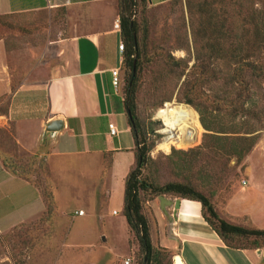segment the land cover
I'll list each match as a JSON object with an SVG mask.
<instances>
[{
	"label": "rangeland",
	"instance_id": "obj_1",
	"mask_svg": "<svg viewBox=\"0 0 264 264\" xmlns=\"http://www.w3.org/2000/svg\"><path fill=\"white\" fill-rule=\"evenodd\" d=\"M211 15L226 27L216 53L205 48L197 31L200 19ZM64 17L60 10L0 11V120L7 115L11 96L19 86L56 76L53 71L60 63L57 44L52 42L67 34ZM147 17L151 62L144 65L140 76L136 114L148 129L157 181L190 183L212 200L222 219L259 229L245 209L241 211L239 202L247 193L243 183L246 170L264 162V0H173L152 7ZM235 34L238 38H231ZM236 42L240 45L237 51L232 47ZM210 53L213 58L202 69L204 76L196 80L190 68ZM168 55L183 59L188 68L167 64ZM199 56L203 59L197 61ZM240 57L255 66L242 63L241 67ZM121 79L115 93L124 99L123 69ZM212 96L221 101L220 108L211 105ZM170 104L184 105L197 120L199 129L193 141L165 145L168 132H164L167 127L159 111ZM233 104L238 106L237 112L231 110ZM114 110L119 130L112 136L115 144L136 146L128 116L117 107ZM203 117L211 130L203 126ZM99 131L104 132V128ZM14 134L13 123L0 124V155L16 170L28 174L42 191L52 192L53 213L44 222L46 207L40 217L6 233L1 224L0 264H125L128 259L130 264H139L138 241L124 214L123 163L130 155H120L116 163L113 154L104 155L101 161L74 155L51 167L41 156L47 150V139L40 150L31 153L17 145ZM131 166H135V157ZM8 189L13 190L10 185ZM15 198L9 193L4 203L15 204ZM80 210L84 216L78 214ZM144 213L151 223L152 242L161 248L158 215L148 203ZM257 221L264 224V213L258 212ZM6 234H10L12 244L2 242ZM252 243V239H236L233 245L249 247ZM171 260L168 254L163 264Z\"/></svg>",
	"mask_w": 264,
	"mask_h": 264
},
{
	"label": "crops",
	"instance_id": "obj_2",
	"mask_svg": "<svg viewBox=\"0 0 264 264\" xmlns=\"http://www.w3.org/2000/svg\"><path fill=\"white\" fill-rule=\"evenodd\" d=\"M171 1L151 0V4L157 7ZM60 9L65 11L67 34L52 42L57 44L60 63L53 71L56 76L19 86L0 124L13 123L17 145L31 153L40 150L47 139V150L41 156L51 167L74 155L101 161L111 152L115 163L120 155H130L133 161L129 156L123 163L125 179L134 162L135 146L116 145L109 128L110 124L117 127L111 70L121 68L123 60L121 30L116 28L120 24L119 0H0L3 14ZM57 119L63 122L62 129L56 134L46 132V126ZM255 164L246 170L247 193L239 204L249 220L264 229L257 221L258 212L264 213V162ZM9 193L16 197L15 204L4 203ZM149 205L160 223L157 240L171 253L173 264L175 256L180 258L179 264H264V247L227 245L204 218L200 202L165 195ZM45 210L40 190L12 174L0 157V225L5 233L40 217Z\"/></svg>",
	"mask_w": 264,
	"mask_h": 264
},
{
	"label": "trees",
	"instance_id": "obj_3",
	"mask_svg": "<svg viewBox=\"0 0 264 264\" xmlns=\"http://www.w3.org/2000/svg\"><path fill=\"white\" fill-rule=\"evenodd\" d=\"M152 7L154 6H152L151 0H119L121 40L125 48L123 51L121 66V70L123 69L125 71L124 99L114 93L115 88L112 84L111 74V85L114 89L111 91L113 94L114 105L127 116L128 110L131 111L135 123V128H133L132 122L128 117V122L134 135L136 146L134 149L135 166L131 168L125 180L124 214L130 229L138 241L140 253L139 264H163L168 254L172 257L171 253L166 248H158L154 246L151 238V223L147 215L144 213V205L146 203L149 204V202L156 198L165 195H172L200 202L204 218L227 245L235 246L233 245V242L236 241V239H252L253 245L249 247L262 248L264 247V229H248L246 227L229 223L219 216L212 200L205 194L196 190L192 184L179 181H171L162 184L157 181L155 172L152 171L155 162L150 156V151L153 147L148 142V129L147 126L142 124L136 114L137 96L140 90V76L145 68L144 65L151 62V58L148 54L151 31L147 13ZM188 7L190 8V2ZM60 11L65 15L63 9H60ZM191 25H193L192 31H194V22H191ZM225 29V23L215 21V16L213 15L208 18H201L197 26L199 36L205 41V48L212 53H216L220 48V40L224 38L226 32ZM231 38H238V35L235 34V36L233 35ZM239 46L240 45L236 42V45L234 44L232 47L237 51V49L240 48ZM203 57L206 58L203 59ZM203 57H197V61L203 59L202 62L199 64L195 63L190 68L189 73L196 74V80L202 79L204 76L202 69L207 67L209 63L208 61L213 58V55L210 53L208 56ZM247 60V58L240 57L239 65L241 66L243 65L242 63H244L245 65L255 66L254 63ZM166 63L171 66L182 67L183 69L188 68V64L185 63L183 59H177L172 55L167 56ZM134 65L136 72L133 76ZM240 69H238V71L241 75L242 70ZM189 102L192 103V100H189ZM220 104L221 101H219L218 98L211 97V105L220 108ZM237 108L238 106L233 104L231 110L237 112ZM204 120L203 117V126L207 130H211V126ZM230 153L232 152L230 151ZM107 154L111 155L112 153L109 152ZM0 157L3 158L6 168L12 174L27 180L40 190L47 207V212L43 221H49L53 213L54 195L52 192L45 189L42 191L43 189H41V186L34 183L35 181L28 174L25 172H19L8 164V160L5 159L4 156L0 155ZM11 239L10 234H6L1 240L3 243L9 242V244H12ZM164 252L167 253L164 254ZM166 264H173V261L171 260Z\"/></svg>",
	"mask_w": 264,
	"mask_h": 264
},
{
	"label": "bare ground",
	"instance_id": "obj_4",
	"mask_svg": "<svg viewBox=\"0 0 264 264\" xmlns=\"http://www.w3.org/2000/svg\"><path fill=\"white\" fill-rule=\"evenodd\" d=\"M161 117L167 127L164 132H168L164 140L166 146L173 141H193L197 135L198 122L184 105H167V108L161 112Z\"/></svg>",
	"mask_w": 264,
	"mask_h": 264
},
{
	"label": "built area",
	"instance_id": "obj_5",
	"mask_svg": "<svg viewBox=\"0 0 264 264\" xmlns=\"http://www.w3.org/2000/svg\"><path fill=\"white\" fill-rule=\"evenodd\" d=\"M116 28H119L120 29V24L119 23L116 24ZM119 49L121 50V52L124 51L125 48H124L123 42L120 43ZM111 74H112V84H113L114 88L117 90L122 85L121 68H113L111 70ZM166 108H167V106H166ZM165 109H161L159 111V113L161 111L165 110ZM158 116H159L158 118H160V115L159 114H158ZM109 128H110V133H111L112 136L118 135V129H117V127L114 124H110L109 125ZM243 183H244V185L247 184V182L245 180L243 181ZM78 214L79 215H83L84 214V211L83 210H80L78 212ZM130 263H131V260L130 259H128L127 261H125V264H130Z\"/></svg>",
	"mask_w": 264,
	"mask_h": 264
},
{
	"label": "water",
	"instance_id": "obj_6",
	"mask_svg": "<svg viewBox=\"0 0 264 264\" xmlns=\"http://www.w3.org/2000/svg\"><path fill=\"white\" fill-rule=\"evenodd\" d=\"M135 69L136 68H135V65H134L133 76L135 75V72H136ZM128 117H129L130 121L132 122V127L135 128L134 118H133V116L131 114V111H129V110H128ZM62 126H63V122L61 120L57 119V120H54L51 123H49L46 126L45 130L48 133L56 134L62 129ZM174 261H175L176 264H178V261H180V258L178 256H175L174 257Z\"/></svg>",
	"mask_w": 264,
	"mask_h": 264
}]
</instances>
